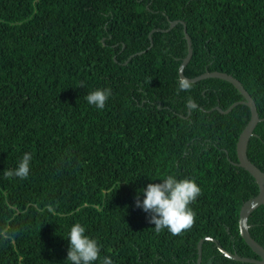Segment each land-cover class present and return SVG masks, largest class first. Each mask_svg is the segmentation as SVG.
Listing matches in <instances>:
<instances>
[{"label": "trees", "instance_id": "obj_1", "mask_svg": "<svg viewBox=\"0 0 264 264\" xmlns=\"http://www.w3.org/2000/svg\"><path fill=\"white\" fill-rule=\"evenodd\" d=\"M170 20L193 42L185 74L234 75L264 118V0H0V264H71L75 223L102 246L94 264H196L205 236L259 258L239 225L259 186L234 163L251 110L215 109L245 98L220 77L178 91L188 44L181 21L156 30ZM105 88L103 109L88 104ZM26 152L28 178L7 177ZM247 153L264 171V120ZM169 174L202 190L194 226L177 236L156 233L135 203ZM248 224L264 247V204ZM202 248L200 264H258L209 239Z\"/></svg>", "mask_w": 264, "mask_h": 264}, {"label": "clouds", "instance_id": "obj_2", "mask_svg": "<svg viewBox=\"0 0 264 264\" xmlns=\"http://www.w3.org/2000/svg\"><path fill=\"white\" fill-rule=\"evenodd\" d=\"M191 84L186 78L178 81V91H188ZM112 95L110 88L97 89L85 96L90 105L103 109ZM191 104V99H189ZM31 153H24L18 167L6 170L4 174L26 179L30 173ZM162 183H149L142 189L143 200L136 198V207L149 213V223L155 225V232L167 229L173 236L182 235L185 230L194 226L196 213L190 206L202 194V190L194 179H177L169 174L161 179ZM51 210V209H50ZM86 229L80 223H75L69 232L70 247L67 261L71 264H94L100 260L101 245L96 239L86 235ZM101 264H113L110 257L105 256Z\"/></svg>", "mask_w": 264, "mask_h": 264}, {"label": "water", "instance_id": "obj_3", "mask_svg": "<svg viewBox=\"0 0 264 264\" xmlns=\"http://www.w3.org/2000/svg\"><path fill=\"white\" fill-rule=\"evenodd\" d=\"M179 21H181L184 24L185 38L188 44V52L186 56L182 59L181 64L179 65L180 79L186 78L189 82H195L203 78H207V77H220V78H223V79H226L232 82L245 96L243 100H238V101L233 102L225 110L219 105L216 106L215 109H218L222 113H227L231 111L233 107L239 103H243L249 106L251 110V117L247 125L245 126V128L240 133V136L238 138V141L236 144L238 162H234V163L248 170L249 173L255 178L259 186L258 194L244 201V203L241 206L240 213H239L240 215L239 225H240L241 236L244 238L246 243L258 254L259 258L243 256V255L238 254L237 252L228 251L227 249L223 248V246L218 242L217 239L210 237V236H205L204 238H201L198 243V258H197L196 264H200L202 261V252H203L202 245L205 239L214 241L216 245L218 246V248L226 256L232 259H236V260H240L244 262H254L258 264H264V247L251 236L249 232V224H248V218H249V215L252 213V211L256 209L258 206H260L261 204H264V171L259 166H257L254 162H252V160L249 158L248 153H247L249 138L254 134V129L257 123L261 120H264V118H261L259 116L257 105L252 95L244 87L242 82L238 78H236L234 75L227 73V72H223V71H210V70H207L194 77H188L185 74L184 68L191 60L194 49H193V42H192L191 36L189 35L187 31L184 21L183 20H170V26L168 28H157L156 30L168 31L173 26H175L177 22ZM152 41L153 40L151 39V42ZM193 104L195 103L193 102Z\"/></svg>", "mask_w": 264, "mask_h": 264}]
</instances>
